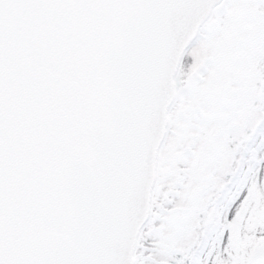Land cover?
Segmentation results:
<instances>
[{"label":"water","instance_id":"water-1","mask_svg":"<svg viewBox=\"0 0 264 264\" xmlns=\"http://www.w3.org/2000/svg\"><path fill=\"white\" fill-rule=\"evenodd\" d=\"M221 2L0 0V264H134L174 79Z\"/></svg>","mask_w":264,"mask_h":264},{"label":"rangeland","instance_id":"rangeland-1","mask_svg":"<svg viewBox=\"0 0 264 264\" xmlns=\"http://www.w3.org/2000/svg\"><path fill=\"white\" fill-rule=\"evenodd\" d=\"M170 120L137 264H248L264 236V0L215 11L183 60Z\"/></svg>","mask_w":264,"mask_h":264},{"label":"trees","instance_id":"trees-1","mask_svg":"<svg viewBox=\"0 0 264 264\" xmlns=\"http://www.w3.org/2000/svg\"><path fill=\"white\" fill-rule=\"evenodd\" d=\"M229 50V53H228V57L231 55V57H232V59L234 60V62L236 63L237 61L239 62V58L237 57V55L235 54L234 55V52L231 50V49H228ZM220 56H221V58H224L223 57V55L220 53ZM237 66H239V65H237ZM243 67H241L240 68V70H239V73H243ZM219 101V100H218ZM221 102V101H220ZM155 248H154V250L153 251H155V249L157 248V246H154ZM187 250H188V248L187 247H185V249H184V251H182V253H181V257L180 258H182V259H184V258H186V253H187ZM158 251V250H157ZM174 253H172V250L171 251H169L168 252V256L169 257H172V255H173ZM150 256H154L153 254H151ZM189 260H190V257H189Z\"/></svg>","mask_w":264,"mask_h":264},{"label":"bare ground","instance_id":"bare-ground-1","mask_svg":"<svg viewBox=\"0 0 264 264\" xmlns=\"http://www.w3.org/2000/svg\"><path fill=\"white\" fill-rule=\"evenodd\" d=\"M178 80H179V75L177 76V83H178ZM244 192H245V191H244ZM244 195H245V194H244ZM244 195H243V196H244ZM243 196H242V197H243ZM262 232H263V230H262L261 228H259V233H262Z\"/></svg>","mask_w":264,"mask_h":264},{"label":"snow or ice","instance_id":"snow-or-ice-1","mask_svg":"<svg viewBox=\"0 0 264 264\" xmlns=\"http://www.w3.org/2000/svg\"><path fill=\"white\" fill-rule=\"evenodd\" d=\"M245 193H246V189H245V192H242V193H241V196H243Z\"/></svg>","mask_w":264,"mask_h":264}]
</instances>
